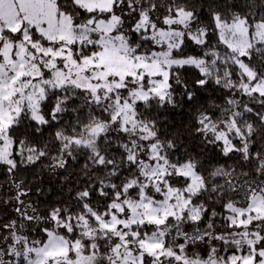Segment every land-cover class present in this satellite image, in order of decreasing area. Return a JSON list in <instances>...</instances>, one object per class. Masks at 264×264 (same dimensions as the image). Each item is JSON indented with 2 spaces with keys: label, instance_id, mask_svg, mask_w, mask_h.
Segmentation results:
<instances>
[{
  "label": "snow or ice",
  "instance_id": "6c2138e0",
  "mask_svg": "<svg viewBox=\"0 0 264 264\" xmlns=\"http://www.w3.org/2000/svg\"><path fill=\"white\" fill-rule=\"evenodd\" d=\"M0 264H264V0H0Z\"/></svg>",
  "mask_w": 264,
  "mask_h": 264
}]
</instances>
